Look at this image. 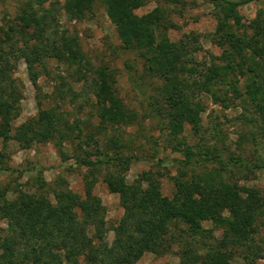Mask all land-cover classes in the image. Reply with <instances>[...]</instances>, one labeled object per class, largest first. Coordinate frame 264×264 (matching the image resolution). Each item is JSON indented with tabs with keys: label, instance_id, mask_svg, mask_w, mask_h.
<instances>
[{
	"label": "trees",
	"instance_id": "obj_1",
	"mask_svg": "<svg viewBox=\"0 0 264 264\" xmlns=\"http://www.w3.org/2000/svg\"><path fill=\"white\" fill-rule=\"evenodd\" d=\"M45 1L25 0L17 4L13 19L16 24L7 21L0 25V171H9L2 166L1 152L8 140L24 149L48 142L57 152L63 142H71L77 165L86 170L85 187L93 186L94 173L102 169L101 181L109 193L116 194L122 215L111 228L113 240L107 244L103 239L105 212L99 199L90 195L80 198L67 189L47 194L39 170L32 178L34 191H14V197L6 199L8 190L0 188V221L5 225L0 234V264H134L151 246L160 247L168 228L177 226L182 227L176 239L181 242L179 257L183 264H228L233 256L231 248H246L250 241L256 217L264 209V194L241 196L239 193L247 192L246 188L218 178L200 181L175 178L172 194L166 197L148 172L139 173L129 184L124 183L121 175L133 157L119 153L117 134L108 139L102 150L94 146L95 158L88 160L91 136L80 138L77 125L68 124L51 110H42L39 104L34 119L11 128L10 123L18 116L20 100L13 77L15 61H23L34 88L36 68L43 67L45 59L63 58L66 53L73 64L78 66L82 62L73 52L70 38L61 34L58 48L56 33L51 31L50 38L47 36L52 17L43 8ZM94 1L101 4L122 47L136 51L145 73L160 82L161 103L149 100L148 106L169 136L181 133L184 125L197 132L199 113L203 111L199 100L208 98L223 109L232 106L240 109V119L248 128L253 147L257 144L255 139L264 140V12L256 13L249 36L243 32L238 14L239 7L259 0H204L212 7L215 19L210 41L223 49L220 58L210 56L206 64L194 59L195 48H189L182 39L176 43L167 39L164 32L175 26L165 21L160 6L145 15L133 13L146 0H63L62 9L67 18L80 20L92 13ZM160 1L166 5L184 3V0ZM158 29L163 31L160 35L156 34ZM217 59L224 63L216 64ZM238 77H244L243 85ZM90 87L91 107L101 127L132 122V112L115 96L110 78L103 70L96 71ZM252 128L257 129L258 135L251 132ZM74 140L78 142L74 144ZM256 151L250 162L236 157L228 164L240 169L243 179L247 178L253 170L264 169V155L261 157ZM190 152L183 150V167L192 165ZM197 154L203 155L197 158L202 163L213 161L207 150ZM60 182L63 186L64 182ZM48 195L52 196V202ZM206 221L222 229L223 239L231 248L210 242L211 230L202 227Z\"/></svg>",
	"mask_w": 264,
	"mask_h": 264
},
{
	"label": "rangeland",
	"instance_id": "obj_2",
	"mask_svg": "<svg viewBox=\"0 0 264 264\" xmlns=\"http://www.w3.org/2000/svg\"><path fill=\"white\" fill-rule=\"evenodd\" d=\"M25 0H8L0 2V25L13 20L17 13V4ZM236 1V0H234ZM63 0H47L43 8L50 11V21L47 36L56 33V46L59 48L61 34L72 40V50L81 58V65L70 62L64 53L63 58H47L43 67H37L38 77L34 88L28 79L25 65L21 59L15 61L13 77L20 93L18 116L10 124L11 128L34 119L38 104L42 110H51L54 115H60L71 125L80 129V138L91 136L87 149L88 160H94V146L102 150L109 138L118 135V149L124 156H132V162L121 175L124 183H131L139 173L148 172L159 184L160 193L170 197L175 178L186 181L218 178L227 183L246 188L247 194H264V169L253 170L250 176L242 178L240 169L228 164L236 157L252 161L254 150L261 157L264 155V140H256L253 147L248 136V128L240 119V109L232 106L223 109L212 104L208 98L199 97L203 111L199 113L198 131L184 125L181 133L169 136L168 130L162 125L159 117H154L149 109L148 101L161 103L159 95L160 82L144 71L143 61L136 51L122 47L116 36L114 26L108 21L103 8L98 1L92 5V13L86 14L80 20L69 19L62 9ZM156 6L164 10L165 21L170 22L174 29H167L164 35L171 42L182 39L189 48H195L192 56L198 63H208L210 56L220 58L223 49L210 41V35L215 28L212 7L204 0H184L182 5H166L160 0H146V3L134 10L137 16L145 15ZM264 12V0L251 2L238 8L241 26L246 36L251 34L256 13ZM2 13L5 17H2ZM3 18V19H2ZM163 31L157 30L160 35ZM77 59V58H76ZM223 64L222 59L214 61ZM264 68V66H263ZM98 70H103L110 78L111 90L121 103L132 112L133 120L128 125L106 127L99 121L92 110L93 97L90 93L91 79ZM240 85L244 77H238ZM198 98V97H197ZM158 118V120H157ZM60 128H62L60 126ZM64 130V129H62ZM258 135L255 128L250 129ZM13 131L10 132V135ZM66 133V132H65ZM79 140V139H78ZM258 141H260L258 143ZM78 142L74 140V144ZM95 142V145L92 143ZM181 143V144H180ZM0 135V149H1ZM51 143H35L28 149L19 147L13 140L6 142L1 150L4 154L3 167L9 171H0V188H6V199L14 197V191L31 192L35 186L32 178L41 171V180L47 194L51 190L67 189L80 198L95 196L104 208V223L106 227L103 239L107 244L113 240L111 228L119 221L122 209L118 204L116 194L109 193L101 181V174L94 173L95 181L90 188L85 187L86 170L77 165L71 142H63L60 151ZM190 150L191 160L188 167L181 164L184 161L183 150ZM207 150L213 161L202 163L197 158V152ZM61 152V153H60ZM204 158V157H203ZM136 159V160H134ZM16 169L21 173L11 172ZM183 173V175H182ZM217 174V175H216ZM217 180V179H214ZM63 181V186L62 182ZM52 202V196L48 195ZM255 231L246 248L235 247L224 241L222 229L214 228L210 222H202V227L211 230L210 242L231 248L232 258L228 264H264V209L256 217ZM5 228L0 221L1 230ZM182 229L168 228L160 247L151 246L134 264H183L179 253L181 242L176 239L177 232Z\"/></svg>",
	"mask_w": 264,
	"mask_h": 264
}]
</instances>
